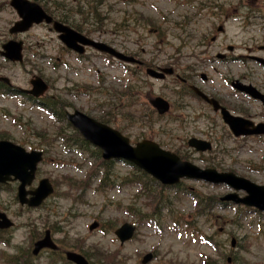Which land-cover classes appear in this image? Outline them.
<instances>
[{
  "label": "rangeland",
  "instance_id": "obj_1",
  "mask_svg": "<svg viewBox=\"0 0 264 264\" xmlns=\"http://www.w3.org/2000/svg\"><path fill=\"white\" fill-rule=\"evenodd\" d=\"M9 1L0 0V45L13 38L22 41L23 63L10 64L0 59V76L22 89H29V80L39 76L49 86L46 97L57 96L65 103V110L77 109L91 118L104 120L110 127L120 129L133 143L142 136L152 138L200 168L233 172L264 185V139L233 138L220 118L207 108H197L194 102L175 96L174 83L169 79L165 82L148 79V85L141 89L146 94L151 92L148 98L159 95L167 98L172 104L171 112L155 123L141 121L140 115L145 110L137 104L138 99L131 106L127 104L135 100V96L111 101L128 77L120 66L89 49L83 59H78L64 49L48 25L34 26L16 37L8 35L7 30L17 19ZM30 1L45 5L53 17L69 16L90 39L123 53L136 52L143 60L159 66L178 63L181 52L189 56L190 49L183 50L180 41L183 39L186 44L193 41L209 27L210 23L206 24L205 20L212 19L211 0ZM260 2L262 4L257 2L256 6L263 9L264 0ZM62 5L66 8L64 12L53 13L52 10ZM89 5L95 15L89 13ZM78 9L82 14H74ZM224 28L233 43L250 44V40L264 43L261 40L264 32L261 34L256 29L242 32L236 21L226 22ZM190 62L191 59L186 64ZM249 67L255 73L252 82L264 94V69ZM214 70L216 72L211 71L209 75L211 85L221 91L228 103L252 117L264 118V106L241 96L230 97L233 93L221 84L222 74L226 76L227 71L233 77L244 73L242 64L234 62ZM11 96H0V135L3 133L13 142L23 143L27 150L45 151L37 178H48L55 193L41 209L28 211L14 201L12 187H7L4 193L0 191V210L14 223L10 242L0 244V264H10L11 253L20 256L17 264H28L27 247L46 228L50 229L61 252L85 253L89 264H101L104 260H113L114 264H140L147 253L154 254L147 264H264V217L255 219L253 214L247 213L237 218L232 204L208 210L207 205L203 209L196 207L195 197H202L204 201H208V197L218 199L231 192L227 187L183 181L178 191H162L169 200L164 205L157 203L155 186L148 185L143 196L139 193L140 187L122 184L131 171L122 163L113 165L112 187H98L97 162L86 152L74 147L66 149L61 141H54L60 122H55L30 101ZM147 100L144 97V101ZM184 102L189 109L182 112L189 120L172 121L175 118L172 114ZM36 135L46 139L41 140ZM193 137L211 141L212 151L198 154L188 149L185 142ZM184 190L191 194H185ZM201 210L202 215H197ZM94 222L98 227L88 230ZM123 223L133 224L136 233L120 245L112 228ZM198 234L206 235L212 246L202 242ZM8 236L5 235L6 240ZM231 241L234 249H230ZM227 258L230 260L226 262ZM29 262L53 264L45 255L35 260L30 258Z\"/></svg>",
  "mask_w": 264,
  "mask_h": 264
},
{
  "label": "water",
  "instance_id": "obj_2",
  "mask_svg": "<svg viewBox=\"0 0 264 264\" xmlns=\"http://www.w3.org/2000/svg\"><path fill=\"white\" fill-rule=\"evenodd\" d=\"M10 6L15 9L20 18L10 29V33L27 31L32 24H40L42 22L46 24L52 23L53 30L58 33V39L68 49L78 54L83 53V46H90L122 61L133 62V59L117 53L107 45L91 41L68 26L53 21L52 17L47 15L36 3L27 0H11ZM21 47V42L9 41L2 45L3 51H0V55L10 61H21ZM162 72L170 74L172 71L171 69H164ZM147 74L159 78L163 77L161 73L159 74L152 70H148ZM30 84L32 89L27 93L35 98L41 96L47 89V86L39 77H33L30 80ZM243 88L253 97H260L253 88L249 86ZM197 94L205 101L212 104L214 111L219 108L217 103L213 100H208L199 92H197ZM151 105L157 110L158 114H163L168 110V104L160 98L153 99ZM221 115L222 120L228 125L234 136L264 134V125L262 124L252 127L250 122L238 117H233L224 109H221ZM66 118L80 132L86 141L100 148L104 160H125L151 175L162 185L167 186L176 184L181 178L226 184L237 191L244 190L247 196L239 199L237 195L233 193L223 197L222 201H231L237 204L241 203L248 207H254L259 211H264V186L252 184L243 178L236 177L232 173H218L213 169L201 170L188 162L181 161L176 155L160 149L158 145L151 141L143 140L137 143L135 147H132L128 139L122 137L117 131L77 111L73 114H66ZM249 126L252 127L251 130L248 129ZM188 145L197 151L210 149L208 143L194 138L188 141ZM40 160V152L31 151L27 153L19 146L7 141H0V183L10 180V177L20 182L17 189V197L21 205L25 204L28 207H37L52 193V187L47 179L40 180L38 186L32 191L25 190V187L30 185L33 181L36 165ZM27 195L30 197L27 198ZM10 226L11 222L6 218L5 214L0 213V229H6ZM95 227L96 224H92L89 229L92 230ZM133 232L134 227L132 225L123 224L115 230L114 234L117 236L120 243H123L132 237ZM43 248L52 250L56 248L51 241L49 232H45L44 237L34 244L32 254L36 255ZM151 258L152 256L148 254L142 259L141 263L145 264L149 262ZM66 259L74 264H88L83 256L73 252H67Z\"/></svg>",
  "mask_w": 264,
  "mask_h": 264
},
{
  "label": "flooded vegetation",
  "instance_id": "obj_3",
  "mask_svg": "<svg viewBox=\"0 0 264 264\" xmlns=\"http://www.w3.org/2000/svg\"><path fill=\"white\" fill-rule=\"evenodd\" d=\"M235 1V2H234ZM246 4L244 0H226L225 3L221 5H215L213 8V13L211 15L212 19H206L205 22L210 23L209 27L205 32H200V35L196 36L193 41L188 44L181 42L180 46L183 48L190 49L189 56H185L183 52L180 53L178 58V63H176L177 74L175 75V80L178 83V88L185 98H190L191 102L196 104L197 108H208L212 110V107L202 101V99L195 95V93L190 89V86L198 88L200 92L206 95L208 98L214 99L220 106L226 108L228 111H232V107L224 99V95L221 93L217 87L211 85L210 73L207 71H215L213 65L215 63L225 65V60L234 59H249L256 62L257 58H264V43H255L250 40V44L244 41H239V43H233L231 38H228L227 31L224 28V23L228 20L226 11L232 10H244L246 9ZM255 26L258 30H264V19L260 20L259 23L251 24ZM248 28L247 22L242 21L240 30L243 31ZM240 31V33H241ZM263 34L262 32H260ZM264 40L263 38L261 39ZM238 53V54H237ZM178 55V54H177ZM191 59L190 64H186L188 60ZM142 64H144L142 62ZM147 64H151L149 60ZM154 65V64H152ZM155 68H159V65H154ZM175 70V69H174ZM244 73H237L234 77L226 72V76L222 74L221 83L222 86L228 89H233L234 94H238L233 86V80L239 81L244 84H249L254 86L259 90L253 82L254 73L249 67L244 68ZM193 95H191V93ZM224 98H223V97ZM184 109H189L184 107ZM219 115V113H214ZM248 118L250 115H246ZM252 119V118H250ZM261 122H264L262 118Z\"/></svg>",
  "mask_w": 264,
  "mask_h": 264
},
{
  "label": "trees",
  "instance_id": "obj_4",
  "mask_svg": "<svg viewBox=\"0 0 264 264\" xmlns=\"http://www.w3.org/2000/svg\"><path fill=\"white\" fill-rule=\"evenodd\" d=\"M43 8L45 9L46 12L49 13V11L47 10V7L45 5H44ZM88 8H89V13L95 15V11L92 10V7L90 5H89ZM61 9L63 11H61ZM80 9H82V8H80ZM58 10H60V11H58ZM65 10H66V8L62 5L60 8H57L56 10H52V11H53V13H58V12L61 13V12H64ZM81 12L82 11H80L78 9V11L75 12L74 14H82ZM54 19H56V20H58V21H60V22H62L64 24L70 26L74 30H77V31L81 32L79 26L76 23L71 22V20H69V16L67 17L65 14L54 15ZM137 89H138L137 87H135V86L132 87V85L127 84L124 88L118 90L117 93H115V98H113V100L116 99L117 101H121L122 99H125V98L127 99L128 97H130L133 94L136 95V94H138V91H136ZM50 104L51 105L47 106V109H49L53 115L56 112L55 115H57L58 117H60L61 120H63L62 106H60L58 108L56 106V104L57 105H60V104L59 103H55L53 101ZM101 122H105V121L101 119ZM58 132H59L58 136L60 138H62L66 143L75 144L76 146L78 144L80 149L88 151L89 146L86 143H84L79 138L77 133L74 132L69 127V125L64 124V125L60 126ZM60 133H66L68 135H63L62 136ZM38 136H39V139H45L46 138L45 136H42V135H38ZM92 155H94L95 158L99 157V154H98L97 150L95 152H93ZM112 163L113 162L101 163V166L103 167V173H102V177H101V180H100V182H101L100 184L102 186H110V185H112V180H113ZM104 164H107L108 166L104 167ZM150 181L152 182V180L148 176H146L144 173H142V172H140V171H138V170H136L134 168L132 169V171L130 173V177L127 176V177L123 178V183H131V184H134V185L138 184L144 189V191H145V188L147 189V187H146L147 183L150 182ZM158 202H159V200H158ZM78 250H80V248H78ZM27 253H29V251H27ZM83 254L85 255V253H83ZM19 258L20 257H14L13 260H11L10 262L13 263V264H17V261L19 260ZM101 264H114V261L113 260H111V261L110 260L109 261L104 260V261H101Z\"/></svg>",
  "mask_w": 264,
  "mask_h": 264
}]
</instances>
